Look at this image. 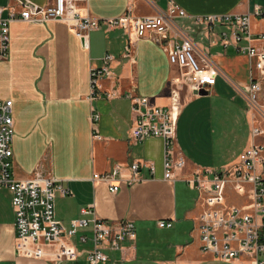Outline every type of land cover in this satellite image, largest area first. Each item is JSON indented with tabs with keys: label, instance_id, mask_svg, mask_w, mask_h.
Masks as SVG:
<instances>
[{
	"label": "crops",
	"instance_id": "crops-1",
	"mask_svg": "<svg viewBox=\"0 0 264 264\" xmlns=\"http://www.w3.org/2000/svg\"><path fill=\"white\" fill-rule=\"evenodd\" d=\"M50 1L0 0V6L18 9L22 3L41 7ZM170 5L185 12V17L174 18V22L194 43L201 67L218 70L206 96L182 92L171 153L173 160L182 157L185 166L174 170L171 182L163 179V141L132 139V99L124 97H145L155 106L169 104L170 80L177 72L157 44L148 39L136 42L132 62L122 58L127 38L121 29L101 26L88 34L84 46L62 22L15 21L9 27L8 57L0 60V100H11L13 106L12 178L22 181L36 172L55 178L64 191L55 193V218L64 228L89 207L96 218L108 223L129 220L134 224L136 239L122 243L126 258L121 259L119 251H105L107 259L100 264L244 262L224 263L200 252L196 228L202 197L185 179L199 170L232 165L252 144L264 145V135L251 137L253 127L264 131V120L248 106L243 94L256 78L255 59L239 50L247 45L264 48V0L77 2L82 15L98 20L116 18L126 11L135 17L154 16ZM255 8L263 15L254 16ZM209 15H250L249 40L234 44L227 24H215L211 29L193 25L195 18ZM222 34L229 40L227 46L220 42ZM105 54L114 58L113 76L100 79L91 96L89 70L99 68ZM260 85L259 104H264V79ZM93 114L99 116L94 126ZM94 129L99 138L94 137ZM133 162L140 164L138 181L129 183ZM116 167L119 174L114 180L93 181L95 174H107ZM112 185L118 186L116 193L109 191ZM160 221L171 226L159 228ZM81 236L87 237L85 243L79 240ZM91 236L88 227L68 240L79 253L71 262L49 263L17 256L11 194L0 189V264H87Z\"/></svg>",
	"mask_w": 264,
	"mask_h": 264
},
{
	"label": "built area",
	"instance_id": "built-area-1",
	"mask_svg": "<svg viewBox=\"0 0 264 264\" xmlns=\"http://www.w3.org/2000/svg\"><path fill=\"white\" fill-rule=\"evenodd\" d=\"M79 1L84 0H51L41 7L19 3L18 9L0 6V60L8 57L9 27L15 21L62 22L84 46L88 34L101 26L121 29L127 38L122 58L132 62L135 61L133 47L136 42L148 39L157 44L166 54L169 65L177 72L170 80L169 104L155 106L145 97L135 98L131 94L124 97L132 99V112L135 115L130 130L132 139L136 142L148 138L163 141V179L173 181L174 170H181L185 166L182 157L173 160L171 153L182 107V92L186 91L192 96L200 91L208 93L215 83L218 70L215 67H201L194 43L174 22V18L185 17V12L176 5H170L165 12L154 16L135 17L126 11L116 18L98 20L82 15L77 6ZM6 11L7 15L4 16ZM253 15L260 17L263 14L259 8H255ZM249 23L250 15H209L197 17L193 21V25L204 24L209 29L215 24L229 25L234 44L249 40ZM220 42L223 46L229 44L225 34L220 36ZM239 50L255 59L256 78L250 80L243 89V94L248 106L264 120V104H259L262 91L260 80L264 79V48L247 45ZM101 61L99 68L89 70L91 96L95 94L100 79H110L113 76L111 64L114 58L105 54ZM12 107L11 100H0V189H6L11 194L16 255L49 263L74 261L79 253L68 240L78 230L91 227L92 248L86 254L87 264L106 261L105 251H119L124 260L126 257L123 255L122 243L136 239L135 227L131 221L108 223L96 218L89 207L81 210V218L71 221L69 228H64L55 218V193L64 192L55 178L38 172L22 181L12 178ZM98 118L97 114L92 115L93 126ZM263 135L264 131L260 127L251 129L253 139ZM94 137L99 138L95 129ZM139 168V163L131 164L132 177L129 183L138 181ZM150 170L152 172L153 169L150 167ZM118 174L119 169L116 167L110 173L95 174L92 179L108 183ZM185 183L202 197V211L196 228L200 252L224 263L244 261L248 264H264V145L252 144L239 154L236 163L220 170H199L186 178ZM117 190L118 186H109L111 193H116ZM230 192L247 194L248 202L245 205L227 204L226 194ZM89 215L92 217L85 218ZM170 226L169 222L158 223L159 228ZM79 240L85 243L87 237L81 236ZM43 246L53 249L47 250Z\"/></svg>",
	"mask_w": 264,
	"mask_h": 264
},
{
	"label": "rangeland",
	"instance_id": "rangeland-1",
	"mask_svg": "<svg viewBox=\"0 0 264 264\" xmlns=\"http://www.w3.org/2000/svg\"><path fill=\"white\" fill-rule=\"evenodd\" d=\"M226 199L229 203H236V204H239V205H245L246 202H248L247 200V194H242V195H238L235 194V193H227L226 194ZM240 264H248L247 262H243V263H240Z\"/></svg>",
	"mask_w": 264,
	"mask_h": 264
},
{
	"label": "water",
	"instance_id": "water-1",
	"mask_svg": "<svg viewBox=\"0 0 264 264\" xmlns=\"http://www.w3.org/2000/svg\"><path fill=\"white\" fill-rule=\"evenodd\" d=\"M195 95H199V96H206L207 95V92L205 91H200L198 93H194Z\"/></svg>",
	"mask_w": 264,
	"mask_h": 264
}]
</instances>
